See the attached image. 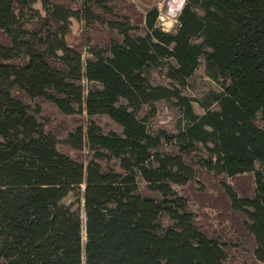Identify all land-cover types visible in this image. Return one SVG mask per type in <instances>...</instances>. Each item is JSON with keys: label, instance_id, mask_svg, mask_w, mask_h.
Instances as JSON below:
<instances>
[{"label": "flooded vegetation", "instance_id": "1", "mask_svg": "<svg viewBox=\"0 0 264 264\" xmlns=\"http://www.w3.org/2000/svg\"><path fill=\"white\" fill-rule=\"evenodd\" d=\"M189 1L176 2L179 8L174 15L178 24L173 32H168L165 24L158 22L163 19L159 8L151 4V8L141 14L131 0H83L76 9L45 0V14L34 18L38 23H33L31 32L41 40V61L57 74V89H53L48 80L42 100L63 115L85 114L86 117L74 131L67 133L65 140L76 150L86 148L90 154L81 155L86 160L61 151L59 138L47 130L56 141L60 157L67 165L73 164L79 174L76 183L69 185L67 197L73 195L74 199L65 205L76 218L81 264H85L86 250L82 232L87 238L89 219L100 232L102 239L98 242L106 252L98 264H124L131 260L130 252L140 257V263L145 261L142 257L147 256L167 264L168 257L162 253L167 258L162 260L159 256L162 251L156 249L160 240L167 243L169 257L178 246L189 248V235L177 234L179 200L174 186L187 185L193 179L192 162L199 166L201 163L219 180L230 171L229 177L252 172L255 187L258 178L264 182L263 174L255 171L258 159L264 166L261 153L264 151V54L249 38L241 41L238 35L222 34L223 42L218 48L216 42L203 33V44L195 46L198 56L189 63V44H194L189 38ZM202 4V24L216 17L226 20L225 11L221 16L216 14L210 6L211 0H203ZM95 8L103 14H98ZM70 17L86 19L85 30L90 35L94 30L92 24H106L107 33L100 30L105 42L100 39L102 43L89 41L86 44L88 35L76 46L67 44L65 36ZM110 32L113 36L108 35ZM199 55L206 75L219 87L211 94V102L201 115L191 110L189 102L192 100L181 90L197 68ZM153 70L157 73L155 80L160 81L164 75L169 84L151 82L149 74ZM159 101L185 104L188 119L182 115L185 122L175 133L162 128L152 132L146 126L155 116V105ZM214 113L233 114L236 118L232 123L247 132L244 133L246 146L252 151L247 160L236 155L237 159L229 162L231 152L218 146L212 126L209 131V116ZM98 115L107 116L116 129L102 131L94 120ZM193 125H199L201 139L189 135ZM192 142L198 147L191 146ZM163 145L171 150H164ZM178 145L186 151H199L196 155L201 157L200 163L192 161L189 154H180ZM229 163L235 168H227ZM220 182L231 207L236 209V194L223 180ZM257 192L248 197L247 202L257 199ZM189 215L187 220L192 219L195 235L218 249L223 248L217 239L200 231L192 213ZM162 216L167 217L169 224L161 222ZM119 253L122 256H117ZM108 254L112 255L110 260L106 259ZM225 260V252H222L217 264H225ZM155 261L151 260V264Z\"/></svg>", "mask_w": 264, "mask_h": 264}, {"label": "trees", "instance_id": "2", "mask_svg": "<svg viewBox=\"0 0 264 264\" xmlns=\"http://www.w3.org/2000/svg\"><path fill=\"white\" fill-rule=\"evenodd\" d=\"M232 1L231 4V0H211L210 6L216 14L221 16L225 11V21L216 17L201 24L196 14L189 11L192 15H187L189 38L192 32L203 31L220 48L222 34L238 35L241 41L249 38L264 54V0ZM33 2L0 0V264H81L76 218L71 208L64 204L71 189L69 185L78 180V171L73 164L67 165L60 157L56 141L38 118V107L35 109L26 100V84L33 88L37 97L44 93L48 80H51L53 89L58 87L56 72L41 61L40 38L32 32L31 36L28 35L29 31L24 27L27 21L31 22L39 16L31 6ZM23 34L28 35L26 42L21 39ZM30 45L35 46L30 56L22 63H15L14 60L28 56ZM191 47L189 44V63L192 59ZM256 60L257 63L260 61L259 58ZM235 118L233 114L221 116L214 113L209 116L218 146L231 152L229 162L236 155L247 160L252 152L246 146L244 133L247 132L232 123ZM200 133L199 125L189 128L190 136ZM261 153L264 155V151ZM228 166L229 169L235 168L233 163ZM261 197L264 198V195ZM256 200L247 203L252 206ZM258 213L264 215L263 210L259 209ZM253 222L254 229L259 232L257 213ZM184 230L180 229L177 234L189 235V248L178 246L174 253H170L171 258L167 253V243L160 240L156 249L162 251L161 255L158 253L162 260L168 257L167 264L220 262L222 252L216 245L197 237L191 225H186ZM99 234L92 219H89L83 258L85 264H98V260L106 255L104 247L98 242L102 239ZM192 240L197 242V247L192 245ZM132 247L130 245L129 249ZM117 256L122 255L119 253ZM111 257L108 254L106 259ZM130 258L124 264H151V260H156L145 256L142 257L145 261L140 263V257L132 252ZM155 264L160 263L155 261Z\"/></svg>", "mask_w": 264, "mask_h": 264}, {"label": "rangeland", "instance_id": "3", "mask_svg": "<svg viewBox=\"0 0 264 264\" xmlns=\"http://www.w3.org/2000/svg\"><path fill=\"white\" fill-rule=\"evenodd\" d=\"M44 1L45 0H34V2L31 3V6L38 11L40 16L45 14V11L43 10ZM82 1L83 0H48L50 4H63L71 7L72 9H76L78 2ZM131 1V3L134 2V5H136L139 11H141V14L143 12H147L148 9L154 5V7L159 8V15L163 18L158 22L164 23L168 32H173L176 28L178 22L175 20L177 16H175L174 13H178L176 8H179L178 4L176 5V2L182 0H153V3H149L152 0ZM202 1L203 0L189 1V11H191L192 14H196L200 20L199 23L201 24L204 15V6ZM233 6L235 7V3ZM95 10L98 14H103L99 9L95 8ZM189 16L192 17L190 14ZM27 20H29V18H27ZM68 22V32L65 36L67 44L76 46V44H80L83 41V38L88 35L89 38H87L86 44L89 41H93L94 44L96 42L102 43L100 39L105 42V35H103L100 30L107 33V27H105L106 24H92L94 25V30L92 31V35H90L86 33L88 30H85L86 19L82 18L79 20L77 18L70 17ZM33 23H38V21L34 19L31 20V22L27 21V24L24 25V27H26L29 31L28 35H30V32L33 29ZM108 35L113 36L112 32ZM27 36L23 34L21 39L26 42ZM191 38V40H193L192 42H194V44H192L193 47L190 48L191 57L192 59H196L198 55H195L197 53L195 46L203 44V31H200V33L192 32ZM30 42L31 40L28 41L29 44ZM33 48H35V46L30 45L29 52L27 51L28 56H24V59L14 60V62L22 63V61H25L30 56L29 53H31ZM84 55L86 57L87 53ZM199 57V64L197 68L193 69L191 76L185 81V85L181 90L183 95L189 96L192 100L189 102L191 110L194 113L201 115L211 102V94L213 92H217L219 87L214 80L206 75L203 60L200 55ZM156 74L157 73H155L154 70L149 74L151 82H156V80L158 81V79L155 80L157 76ZM158 82H161L163 85L169 84V80L166 79L164 75H162V78ZM26 89L27 102L35 109L38 107V118L44 125L46 131L51 130L57 135L59 138V149L63 152H69L71 155L81 156L84 154L87 157L90 152L86 148L83 151H79L74 149L69 142H65L68 138L67 133L74 131L78 125H81L80 123L85 121V114L68 116L63 115L58 112L55 107L53 108L49 104L45 103L41 97H37L33 88L28 84H26ZM155 106L157 109L155 116H153V118L146 123L148 129L152 132L162 128L169 133H175L185 122L182 119V115L184 118L188 119L184 103L159 101ZM94 120L98 122L104 132H107L110 129H116V125L113 124L107 116L98 115V117H95ZM209 126L210 131L211 125ZM193 137L201 139L202 134L200 133ZM191 146L197 148L198 144L192 142ZM166 148L171 150L170 147L163 145V149L166 150ZM177 151L183 156L189 154V157H193V160L191 159L192 161H199L200 163L201 157H197L196 155L199 151H186L183 150L180 145H178ZM201 153L203 154V152ZM86 157L83 158L81 156L79 159L86 160ZM262 165L263 164L258 159V164L255 165V171L261 172L264 176V166ZM192 166L195 171L193 179L189 181L187 185L174 186L177 193V199L179 200L177 203V210L180 217L178 225L179 228H177L178 233H180V229L185 232L184 227L187 224L191 225L192 219L187 220V217L190 213H192L194 222L200 231L204 232L210 238L217 239L219 243L222 244L223 248H220L219 250L221 252H225V264H264V215L261 213L262 215L260 216L258 213L259 209L264 211V198L261 197V195H264V182L258 178L259 180L257 181V186L255 187L254 174L252 172L237 175L235 177H229L230 171H228L225 177L222 175L220 180H223L227 187L230 186L237 196L235 205L236 209H233L230 205L229 199L220 185L221 182L219 177L212 172L206 171L201 166V163L199 166L197 163L194 164L192 162ZM255 191H258L255 195L258 196L257 200L254 205L249 206L247 198L253 196ZM73 199V195H70L64 200V204L71 202ZM256 213L259 217V232H256L253 225V216ZM82 216L84 217L83 214ZM161 222H163L164 225L169 224L166 216L161 217ZM82 235L83 241H85L87 238L84 235V231L82 232ZM197 237H199V235H197ZM191 243L194 247H197L196 241L192 240ZM196 260L199 261L197 258Z\"/></svg>", "mask_w": 264, "mask_h": 264}]
</instances>
